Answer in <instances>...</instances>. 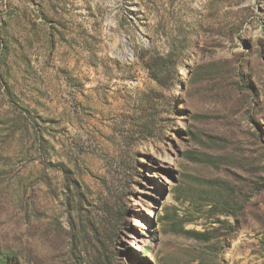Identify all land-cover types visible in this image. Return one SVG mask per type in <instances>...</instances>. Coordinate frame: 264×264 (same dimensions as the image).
<instances>
[{"label":"rangeland","instance_id":"374dc122","mask_svg":"<svg viewBox=\"0 0 264 264\" xmlns=\"http://www.w3.org/2000/svg\"><path fill=\"white\" fill-rule=\"evenodd\" d=\"M0 264H264V0H0Z\"/></svg>","mask_w":264,"mask_h":264},{"label":"trees","instance_id":"16d2710c","mask_svg":"<svg viewBox=\"0 0 264 264\" xmlns=\"http://www.w3.org/2000/svg\"><path fill=\"white\" fill-rule=\"evenodd\" d=\"M110 210L107 211H102V217L101 220L99 222H91L90 223V219L87 221L85 226H81L80 227V231L76 232V235L71 237V252H75L77 249V242L79 240V244H82V240L81 236L82 234L85 232H90L92 234V236L94 237L95 241L98 242V238L101 239V237L103 238V234L105 233V226L107 225V227L109 226L110 223H112V215L111 212H109ZM102 235V236H101ZM80 236V237H79ZM81 239V241H80ZM79 254V252H77ZM80 255V254H79Z\"/></svg>","mask_w":264,"mask_h":264}]
</instances>
